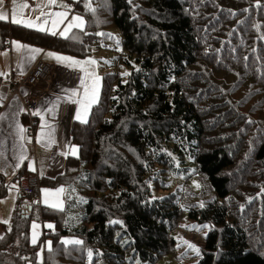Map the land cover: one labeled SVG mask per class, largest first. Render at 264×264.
<instances>
[{"label":"trees","instance_id":"obj_1","mask_svg":"<svg viewBox=\"0 0 264 264\" xmlns=\"http://www.w3.org/2000/svg\"><path fill=\"white\" fill-rule=\"evenodd\" d=\"M138 1L143 14L136 17L139 2L107 0L119 40L78 29V39H63L0 22V48L17 39L81 59L92 49L121 50L107 66L117 71L101 76L88 123L73 120L70 128L79 151L66 161L67 172L74 170L68 176L84 203L69 200L57 212L37 205L36 193H20L10 226L0 223V264H38L28 234L34 207L56 228L45 235L53 251L44 252L43 264H89L88 250L91 264H158L176 251L174 231L184 219L210 225L197 264H264L228 210L236 194L230 175L244 166L251 176L254 165L264 166V132L255 133L214 88L209 93L205 75L211 65L229 67L230 58L250 94L264 88V8L255 9L256 0ZM23 117L32 133L36 123ZM193 174L206 190L190 201L177 184L190 185ZM2 178L0 172V199L8 190ZM62 239L84 243L66 247Z\"/></svg>","mask_w":264,"mask_h":264},{"label":"rangeland","instance_id":"obj_2","mask_svg":"<svg viewBox=\"0 0 264 264\" xmlns=\"http://www.w3.org/2000/svg\"><path fill=\"white\" fill-rule=\"evenodd\" d=\"M139 2L138 0H135ZM24 2V0H18V3ZM27 2L31 3L29 0ZM35 4L39 3L40 0H34ZM59 3H64L69 5V8H57L53 7L50 9V11L56 12V11H68L69 14V20L71 19L72 15H79L83 17L86 21L85 30L86 32H94V33H109L111 35H114L116 39L119 40V35L117 30L114 28V26L111 24L110 20V12L109 9L102 6L99 8L98 4L93 3V7L97 8V13L95 16H93L91 13L87 12V10L84 7L83 3H78L72 0H58ZM138 5V8H136V17H139V15L143 14V9L141 8V2ZM107 6V5H106ZM11 8L12 4L9 7H5L6 10L9 11L11 15ZM49 9H46L48 11ZM25 15L29 14V10H25ZM34 15V14H33ZM68 21H65V24ZM63 28V25H61V29ZM59 35V34H58ZM60 37V36H59ZM17 41V40H14ZM13 41L10 42L11 45V52L0 49V53H7V55L0 54V72L7 73V77L0 76L1 82L5 81L10 77V74L12 71H15L16 65L18 64L19 58L21 54H18L14 50ZM18 42V41H17ZM120 46L117 45L116 50L112 51H103L98 49H92L91 56L89 58L85 59H79L75 58L80 61H86L88 59L95 60L97 63L92 66H86L90 67V70L94 69L95 75L99 77V91L101 89L102 85V78L101 76L107 72L113 73L117 70L115 69V63L114 68L112 64H110V68H108L109 63H113V59L118 57L121 53V50L119 49ZM9 52V53H8ZM59 54V53H57ZM61 55V54H60ZM65 56V55H63ZM69 57V56H68ZM73 57V56H70ZM40 61H53L55 65L59 64L60 66L73 69L74 71L80 72L83 75L84 72H82L78 67H67L62 63L56 62L54 59L46 58L45 54H42V57L39 59ZM115 61V59H114ZM229 63L231 64L229 67H222L223 69H215L212 65L208 70V73L205 74L207 79L209 80L207 86H210L208 89V92H211V87L214 88V91L218 93L217 98L225 99L228 103V106L231 107L234 110V113L240 115L243 117V120L246 122L251 121L250 126H252V130L254 131L255 128L257 129L255 133L258 134V132H264V88L262 86H256L254 89V92L250 94V90L244 86V84L239 79L240 74L239 71L235 69V63L234 61H231L230 58H228ZM116 62V61H115ZM217 67L220 65L219 62L216 63ZM120 74H123V69L119 67ZM84 78V77H83ZM100 94V92H99ZM232 133V132H231ZM244 166H242V171L239 169H236L233 174H231V188L232 190L236 191V194H231L230 202L228 204V210L231 212L233 220L243 228L244 231H246L249 245H251V249L256 252L257 254L261 255L264 259V166H259L258 164L254 165L252 167V175L247 176L245 174V171L243 170ZM231 173V172H230ZM36 177L35 174H33ZM33 175H26L33 176ZM69 179L70 177L67 176ZM194 180L192 183L188 186H186L185 182L180 180L178 182L179 190L181 193H185L186 196H188V200H192L195 198H199L201 190H206L205 180L203 177L199 174H193ZM261 177V181L260 178ZM64 177H61L60 181H63ZM38 182L41 186L39 178ZM66 180V179H65ZM21 178L18 181H12V179L6 178V184L8 190L6 191V196L1 198L0 201V221H7L5 224L6 226H10V219L12 217L13 211H14V205L16 197L20 194L19 187H20ZM12 185H15L16 187L13 188ZM197 185H199L197 187ZM190 186V187H189ZM43 189H49V188H42L38 190V200L42 201V190ZM192 189V190H190ZM51 190V189H49ZM37 194L36 191H34V194ZM32 194V195H34ZM36 194L34 196H36ZM31 195V197H33ZM70 197V198H69ZM30 198H27L29 200ZM72 199V200H71ZM64 203L66 201L68 202L73 201L75 202L78 200V202L84 203V199L81 197H78L76 193H69L67 192L63 197ZM26 203V202H25ZM31 202H27L26 204H29ZM37 205L45 206L42 202L37 203ZM65 206V205H64ZM47 207V206H45ZM48 208V207H47ZM52 209V208H51ZM55 210V209H53ZM57 211V210H55ZM60 212V211H57ZM79 211L77 210V214L73 217V223L78 219L77 215L79 216ZM29 222V241L31 244V236H32V228L31 225L33 222L37 223L40 227L38 229L39 231V237L38 242L35 247H37V252L40 251L41 247L45 245L47 241H51V237L45 236L48 234L49 231L54 232L55 231V224L51 221H45L42 222L38 219V209L34 207V210L32 211V218ZM185 221L182 223H179L178 227L175 228L174 231V237L176 239L177 249L169 257H162L161 260H159L158 264H197L199 260V255L201 250L204 247V236L207 234L209 230L208 224H199L196 222H191L190 220L184 219ZM53 224L54 230L49 229L45 227L47 224ZM78 224V222H77ZM55 235H57L55 233ZM188 242L192 245H194L196 248L199 249V255L196 254L195 251L188 248L187 243ZM52 242V241H51ZM32 245V244H31ZM46 251V248L44 252ZM44 252H43V260H44ZM38 260H36L37 262ZM44 263V262H43Z\"/></svg>","mask_w":264,"mask_h":264},{"label":"crops","instance_id":"obj_3","mask_svg":"<svg viewBox=\"0 0 264 264\" xmlns=\"http://www.w3.org/2000/svg\"><path fill=\"white\" fill-rule=\"evenodd\" d=\"M29 1L31 6L35 5L34 0ZM10 5L11 1L5 3V7H9ZM14 40L7 41L9 42L8 49H0L11 52L10 42ZM25 45L38 48L32 46L31 44ZM42 49L44 51L37 55L34 61H30L27 58L29 55L27 53H24L23 57L20 55L18 64L15 66L16 69L15 71L11 72L10 77H8V79L4 82H1L0 79V96L4 97V99L0 101V115L7 116L6 120L0 122V153H3V156H0V172L4 176L2 179L4 180L5 184L6 178L12 179V181H18L19 184L20 178L26 175L35 174L41 183L39 190L42 188L55 190L59 187H65L71 194L75 192L72 191V189L75 190V187L67 176L70 173L73 175L74 170L72 169L71 172H67L66 161H68L69 157H75L69 152L71 146H76V144L71 141L69 134L73 120L78 121L75 119L78 106L68 102L65 97L70 96L73 91L81 90V79L84 77V75L80 72L74 71L72 68L69 69L60 66L59 64L55 65L56 63L53 61L44 60L45 63L53 66L54 74L49 79V82L40 87L39 90L44 91V89H46L47 92H45L44 96L39 99L35 112L41 113V115L44 116V119L53 126V138L55 143L51 144L49 147H44L42 143L37 142L38 138L40 137V126L42 123L39 115L32 114L33 118H35L33 121L36 123L32 133L27 130L26 124L24 123V109H22V107L23 100L27 96V90L23 87H20L15 94H13L11 90L12 84L16 82L21 83V80L25 79L31 67H33L37 61H40L39 59L42 57V54L49 52V50H45L44 48ZM85 58L86 57L83 59ZM22 71L23 74H21ZM54 103L58 104V107L55 109L54 113H49L48 109L51 108ZM16 125L26 129L24 133L26 138L25 140H20V137L17 134ZM29 139L31 142H28ZM22 150L25 151L27 159H25L20 167L17 168L15 167V165L18 163L17 157H19ZM64 153L68 154L65 155ZM29 163L33 164L35 171L29 170ZM20 172H23L24 174L21 176ZM61 177H64V179L67 181H60L59 179ZM57 180L59 181L53 185H49L48 183L50 181L52 182ZM38 193L39 192L37 190V198H35L36 201L38 200Z\"/></svg>","mask_w":264,"mask_h":264},{"label":"snow or ice","instance_id":"obj_4","mask_svg":"<svg viewBox=\"0 0 264 264\" xmlns=\"http://www.w3.org/2000/svg\"><path fill=\"white\" fill-rule=\"evenodd\" d=\"M75 2L83 3L87 12L91 13L93 16L97 13V8L93 7V0H75ZM101 5L106 7L107 0H100ZM12 8H11V15L8 10L5 9V0H0V22H10L14 25H19L26 29L35 30L37 32L45 33L51 36H59L63 39H78L75 33L72 32L73 29H78L81 32L85 31L86 21L83 17L79 15H72L71 19L69 20V12L68 11H50L51 8H69V5L64 3H59L58 0H40L39 3H36L34 6H30L27 0L24 2L18 3V0H11ZM255 9H262L264 5L261 4L260 0H256L255 4L253 5ZM29 10V14L25 15V10ZM46 9H49L46 11ZM245 12L249 11V9H244ZM34 14V15H33ZM65 21H68L65 24ZM61 25L63 28L61 29ZM257 29H259V25H256ZM72 33L70 36L69 34ZM87 34V33H85ZM98 35H103L99 33ZM264 39V37H261ZM14 50L21 54L23 57L24 53L29 54L28 59L30 61H34L43 49L33 48L29 45L21 44L20 42L13 41ZM2 55H7V53H0ZM46 58L54 59L58 63H62L67 67H78L82 72H84V78L81 79V90L80 91H73L70 96L65 97L68 102L76 104L77 111L75 119L78 120L82 124L88 123V115L90 109L93 105L98 103L99 99V77L95 75L94 69L90 70V67L95 65L97 62L92 59H88L86 61H80L73 57L63 56L54 52H46ZM247 59V57H245ZM19 67V65H18ZM23 74V71L21 72ZM7 73L0 72V76L7 77ZM123 75L127 76L129 73L125 72ZM4 99L3 96H0V101ZM115 99V98H114ZM58 107V104L54 103L51 108L48 109L49 113H54L55 109ZM33 115H39L41 118V133L40 137L38 138L37 142L42 143L44 147H49L51 144L55 143L53 138V126L49 124L45 119L44 116L41 115L39 112H33ZM7 119L6 115H0V122ZM251 123V121H249ZM17 134L20 137V140H25L24 133L26 129L23 127L16 125ZM28 142H31L29 139ZM79 149L76 146H71L69 152L71 155L76 156ZM67 155L68 153H64ZM0 156H3V153H0ZM27 159L25 151H21L19 157H17L18 163L15 167L19 168L23 161ZM29 170L35 171L33 164L29 163ZM199 185H197L198 187ZM15 188V185H12ZM74 191V189H72ZM264 191V190H262ZM68 192V189L65 187H59L55 190L43 189L42 190V201H36L35 203H43L45 206L55 209L57 211H64V195ZM70 198V197H69ZM162 199V198H161ZM2 202V201H0ZM204 205L201 204L200 207ZM0 223H7V221H0ZM111 224H122V221L119 220H112L110 221ZM39 225L35 222L32 223V236H31V244L33 246L37 245L38 237H39ZM45 227L54 230V225L49 223L45 225ZM82 240H67L62 239L61 244L65 245L66 247L69 245L75 246H82ZM187 243L188 248L192 249L199 255V249L196 248L194 245ZM46 250L51 253L52 249V242L47 241L44 246L41 247L40 251L37 252V260L38 264H43V252ZM100 255V254H98ZM87 257L89 260V264H91L93 258V252L88 250Z\"/></svg>","mask_w":264,"mask_h":264},{"label":"built area","instance_id":"obj_5","mask_svg":"<svg viewBox=\"0 0 264 264\" xmlns=\"http://www.w3.org/2000/svg\"><path fill=\"white\" fill-rule=\"evenodd\" d=\"M9 1L11 0H5V3H8ZM4 48H9V42L5 43ZM53 74V66L45 63V61H37L33 67H31L25 79L21 80V83L16 82L12 84L11 90L13 94H15L20 87H23L27 90V96L23 100L22 109H24V113L30 118H33L32 113L36 111L39 99H41L44 96V93L47 92L46 89H44V91L39 90L40 87L49 82V79ZM34 119L35 118L31 119V124L35 123L33 121ZM39 188L40 184L34 175L25 178L22 177L18 192L24 196H30L34 194V191L39 190Z\"/></svg>","mask_w":264,"mask_h":264}]
</instances>
